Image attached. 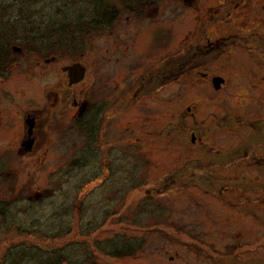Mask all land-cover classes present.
I'll list each match as a JSON object with an SVG mask.
<instances>
[{"label":"rangeland","instance_id":"rangeland-1","mask_svg":"<svg viewBox=\"0 0 264 264\" xmlns=\"http://www.w3.org/2000/svg\"><path fill=\"white\" fill-rule=\"evenodd\" d=\"M108 1L118 20L79 56L15 47L0 78V264H44L34 247L66 264H264V0Z\"/></svg>","mask_w":264,"mask_h":264},{"label":"trees","instance_id":"trees-1","mask_svg":"<svg viewBox=\"0 0 264 264\" xmlns=\"http://www.w3.org/2000/svg\"><path fill=\"white\" fill-rule=\"evenodd\" d=\"M83 1L80 5H76L71 2L68 4L65 0H0V78L5 76L9 66L16 62L15 47L26 53L29 52L28 55L32 52L48 53V51L59 49L68 52L71 56H79V53L86 48L85 40L88 34L106 32L112 28L120 16L118 11L120 8H116L108 0H93L95 1L93 2L94 13L86 18ZM185 73L186 71L181 72L178 76ZM207 166L209 165L202 164L194 169L199 171ZM171 176L174 177V174ZM171 183L167 185L162 182L158 193L168 191ZM173 183L177 184L176 180ZM0 214L3 216L4 211L1 210ZM28 231L37 236L41 234L39 229L36 230L37 232ZM69 232L70 229L67 232L62 230L59 234L49 237L58 238ZM44 236L47 237L45 234ZM139 247L140 245H134L131 251L136 252ZM17 248L22 249V253L17 257L22 256L27 250L26 247H20V245ZM34 248L38 253L41 252L40 259L44 258V264H66L65 261H68L62 256L60 250L55 252L41 247ZM123 252H125L124 247L117 250L115 256L120 257ZM9 253L12 258V251ZM12 261L10 264H20L14 259Z\"/></svg>","mask_w":264,"mask_h":264},{"label":"flooded vegetation","instance_id":"flooded-vegetation-1","mask_svg":"<svg viewBox=\"0 0 264 264\" xmlns=\"http://www.w3.org/2000/svg\"><path fill=\"white\" fill-rule=\"evenodd\" d=\"M87 71H88V68H87ZM87 71H86V76H87ZM86 76H85V78H86ZM80 83H82V82H80ZM80 83H77V84H80ZM76 85H72L70 87H73ZM30 116L31 115H29L28 118L26 119V125L28 126L27 127L28 129L26 132V139L23 140V142L21 144H22V147H26L27 149L30 150V152H34V150L37 149L36 147L39 143V137H38V133H37V129H36V127H38L37 126L38 120H37L36 116H34V115L31 117Z\"/></svg>","mask_w":264,"mask_h":264},{"label":"water","instance_id":"water-1","mask_svg":"<svg viewBox=\"0 0 264 264\" xmlns=\"http://www.w3.org/2000/svg\"><path fill=\"white\" fill-rule=\"evenodd\" d=\"M64 70L69 73V78L71 80V84H69L70 86L76 85L85 80L87 68L81 63L75 62L73 65L64 67ZM221 81L222 78H214L213 85H215L216 88H220Z\"/></svg>","mask_w":264,"mask_h":264}]
</instances>
